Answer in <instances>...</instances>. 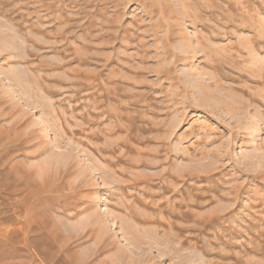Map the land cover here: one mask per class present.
<instances>
[{
    "label": "rangeland",
    "instance_id": "1",
    "mask_svg": "<svg viewBox=\"0 0 264 264\" xmlns=\"http://www.w3.org/2000/svg\"><path fill=\"white\" fill-rule=\"evenodd\" d=\"M0 264H264V0H0Z\"/></svg>",
    "mask_w": 264,
    "mask_h": 264
},
{
    "label": "bare ground",
    "instance_id": "2",
    "mask_svg": "<svg viewBox=\"0 0 264 264\" xmlns=\"http://www.w3.org/2000/svg\"><path fill=\"white\" fill-rule=\"evenodd\" d=\"M87 250V249H86ZM105 262V261H104Z\"/></svg>",
    "mask_w": 264,
    "mask_h": 264
}]
</instances>
